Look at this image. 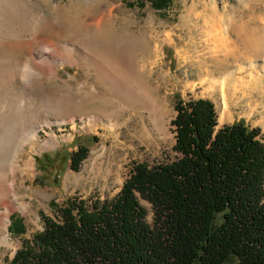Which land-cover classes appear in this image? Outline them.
<instances>
[{"label": "rangeland", "instance_id": "rangeland-1", "mask_svg": "<svg viewBox=\"0 0 264 264\" xmlns=\"http://www.w3.org/2000/svg\"><path fill=\"white\" fill-rule=\"evenodd\" d=\"M153 1L0 0V124L14 131L23 123H48L38 131V151L30 145L19 149L20 165L33 157L35 172L23 186V198L8 203L11 246L0 247V264H11L24 243L43 231L44 218L59 220L51 202L61 207L71 199L112 201L137 164L175 160L171 123L178 97L211 100L219 127L245 121L264 134V0H174L163 11L155 10ZM33 11L57 23L65 36L61 46L29 34L17 40L16 33L37 26ZM92 18L101 24L94 32L101 42L97 49L119 53L113 61L124 72L122 86L137 100L113 96L88 103L86 94L94 87L113 88L99 85L96 68L64 51L89 53L72 37L75 30L91 31ZM21 48L26 62L15 56ZM226 69L229 74L223 75ZM251 100L261 104L253 114L246 107ZM79 146L89 153L74 172L71 156ZM46 156L49 165L39 164ZM139 201L153 225L152 204ZM15 217L23 220L25 234L9 232Z\"/></svg>", "mask_w": 264, "mask_h": 264}, {"label": "trees", "instance_id": "trees-1", "mask_svg": "<svg viewBox=\"0 0 264 264\" xmlns=\"http://www.w3.org/2000/svg\"><path fill=\"white\" fill-rule=\"evenodd\" d=\"M173 1L152 4L163 11ZM175 110V160L137 164L112 201L51 202L59 220L44 218L11 264H264L262 129L219 127L209 99L178 97ZM88 153L79 146L70 169L78 172ZM139 197L152 204L153 225ZM9 232L25 234L23 220L13 218Z\"/></svg>", "mask_w": 264, "mask_h": 264}, {"label": "bare ground", "instance_id": "bare-ground-1", "mask_svg": "<svg viewBox=\"0 0 264 264\" xmlns=\"http://www.w3.org/2000/svg\"><path fill=\"white\" fill-rule=\"evenodd\" d=\"M19 1L28 4L30 0H19ZM28 7L30 9L29 5ZM31 12L32 11H29V14ZM33 17L38 21L36 22L37 26L34 28V30L26 29L23 32V34L16 33L18 37L17 40L22 41V39H20V37L22 38L21 35L25 37V35L28 36L29 34L30 36L33 37H42V36L49 37L52 39L55 45L61 46L62 45L61 37H65V36L59 34L60 31L57 23L52 20L45 21L44 17L40 13L34 12ZM89 26L93 28L91 31H88L85 28H82L80 31L72 30L73 31L72 39L73 41H76L79 45H81L91 55L89 53H85L87 55L86 56L81 51H79V49H70V50L63 49L66 50L64 51V53H71V55L75 54L78 57V59L82 62V64L86 63L92 68H96V72L98 74L97 82L99 85L105 87L107 85H110L113 88V89H109L108 87L107 91L105 92L103 88L99 89L100 87L98 88V86L94 87L93 91L87 92L86 94L88 96V101H89L88 103L90 104L104 103L106 99L113 96L114 98L115 97L123 98V100L125 99L130 102L137 100L138 97L134 92L128 91L122 86L123 83L122 79L124 77L123 76L124 72L122 73V69L120 68L121 64L119 66L118 63H114L113 61L114 58H116V60H119V53L115 51L112 53L110 52L108 54L105 50L97 49L98 48L97 45L101 44V42L98 41L99 40L98 37L96 38L95 31L101 30L100 29L101 24L92 18L91 23H89ZM68 36L70 37V34ZM254 47L255 46H253V48ZM260 51L259 52L255 51L253 55H260L261 53ZM262 54H263L262 56H264V49ZM15 56L18 58L20 62L23 60H25L26 62L28 60V54L23 48L19 49L18 53L17 52L15 53ZM222 73L223 75H228L229 71L228 69H226ZM220 83L222 88H225V84L222 81ZM254 102L251 100L246 106L249 108L250 114L255 113L259 105H261L259 103H256L258 101H254ZM100 118L98 120L101 121ZM45 124L46 123L43 121L33 122V123L30 122L27 124L23 123L20 124L19 126H16L14 128V131L7 129L4 126V124H0V247L11 246L10 238L8 234V226L10 224L9 214L11 210L9 209V204L11 202L15 203L16 201L21 200V198H23V194H24L23 186L26 183V181L30 179L33 173L35 172L33 157L29 161H27L24 165H20L18 159L19 149L21 146L25 147L26 145H30L33 153L38 151V148L36 146L38 131L41 128H43ZM46 125H48V123ZM42 147H44V145ZM68 179L71 178L69 177ZM21 180L23 182H20ZM10 199H13V201ZM2 207L3 208L6 207V209L4 208V211H2L1 213V209H3Z\"/></svg>", "mask_w": 264, "mask_h": 264}]
</instances>
